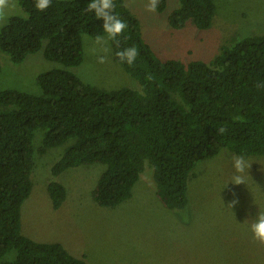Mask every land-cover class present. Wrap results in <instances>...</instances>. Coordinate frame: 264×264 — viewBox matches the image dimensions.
Here are the masks:
<instances>
[{
    "label": "trees",
    "instance_id": "obj_1",
    "mask_svg": "<svg viewBox=\"0 0 264 264\" xmlns=\"http://www.w3.org/2000/svg\"><path fill=\"white\" fill-rule=\"evenodd\" d=\"M150 3L160 13L167 0ZM18 5L23 14L8 16L0 27V50L14 64L41 50L61 66L35 76L41 93L0 91V264H87L59 242L21 232L36 153L65 144L50 165L53 178L78 165H105L91 198L109 208L130 197L146 167L153 172L155 196L171 210L187 205L188 181L199 161L222 149L264 156V34L228 38L209 61L184 62L155 53L124 0ZM214 13V0H178L166 20L173 29L189 19L207 29ZM83 34L107 37L113 61L137 89H102L68 68L83 60ZM39 128L40 143L34 137ZM46 190L58 208L67 195L64 185L51 179Z\"/></svg>",
    "mask_w": 264,
    "mask_h": 264
},
{
    "label": "rangeland",
    "instance_id": "obj_2",
    "mask_svg": "<svg viewBox=\"0 0 264 264\" xmlns=\"http://www.w3.org/2000/svg\"><path fill=\"white\" fill-rule=\"evenodd\" d=\"M214 1L215 13L207 29H197L190 19L183 28L173 29L166 17L178 0H167L160 13L150 0H124L155 53L161 59L184 62L209 61L228 38L264 34V0ZM16 14H23L18 0H0V27ZM82 42V62L68 67L82 81L102 89H137L136 80L113 61L106 36L83 34ZM0 65V91L14 88L37 94L41 89L35 76L61 66L44 59L41 50L19 64L0 50ZM34 137L40 143L42 129ZM33 143L36 146L34 139ZM64 147L35 154L32 188L20 210L23 235L59 242L87 264H264V156L243 157L222 149L199 161L188 181V203L175 210L161 205L153 172L145 167L130 197L109 208L91 198L105 165L82 164L51 176L50 165ZM51 179L67 192L56 209L46 190Z\"/></svg>",
    "mask_w": 264,
    "mask_h": 264
}]
</instances>
